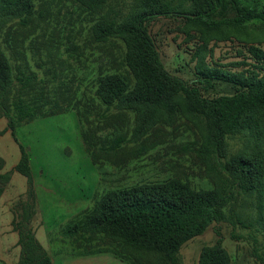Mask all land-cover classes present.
<instances>
[{
  "label": "rangeland",
  "instance_id": "374dc122",
  "mask_svg": "<svg viewBox=\"0 0 264 264\" xmlns=\"http://www.w3.org/2000/svg\"><path fill=\"white\" fill-rule=\"evenodd\" d=\"M154 1L167 12L156 14L148 22V30L170 73L195 83L200 60L208 67L236 73L255 69L251 47L264 51L263 22L254 20L240 27L221 25L209 29L184 17L182 12L192 7V0ZM34 2L35 11L26 23L20 17L0 22V47L9 58L14 78L12 92L4 101L8 109H13L18 94L20 70L36 75V83L28 88L31 90L26 96L28 100L38 98L44 108L55 105L60 108V114L33 120L16 130L17 139L31 156L37 183L58 191L67 189L70 194L89 195V209L109 189L151 182L179 179L197 190L222 184L228 187L227 181H223L227 173L213 163V155L207 151L206 121L186 111L182 100L177 101L172 113L157 112L142 125L144 109L118 103L107 106L98 95L99 82L107 75L127 76L131 90L138 83L128 65L127 42L117 35L98 39L96 26L111 19L125 21L133 13L143 11L152 0H107L100 5L85 0ZM168 3L169 9L165 6ZM16 51L21 57H17ZM235 90L232 84L218 80L202 93L215 97ZM6 127L4 108L0 106V184L5 186L11 181L15 171L11 168L21 154L19 144L6 132ZM118 139L119 147L115 148ZM257 141L264 153V133L260 136L244 129L228 136L227 156L221 162L234 156H251L257 149ZM87 147L93 156L86 152ZM41 169L44 175L40 177ZM15 174L18 186L27 183L24 175L17 171ZM234 195L225 208L232 219L213 223L203 234L186 242L179 252L181 264H198L202 248L219 239L217 230L221 232L230 264H262L255 255L257 249L264 255L258 200L243 192L235 191ZM26 198L28 201L27 194L14 202V218L22 219L19 205ZM262 203L264 215V200ZM63 209L47 208L50 213L37 232L55 260L66 255L57 254L55 250L59 249L76 252L119 248L104 233L80 230L76 239L63 238L59 227L71 218L62 213ZM35 220L37 225V216ZM47 228L55 230L52 244L45 232ZM233 233L238 237H233ZM139 258L145 264H153L155 260L149 254Z\"/></svg>",
  "mask_w": 264,
  "mask_h": 264
},
{
  "label": "trees",
  "instance_id": "16d2710c",
  "mask_svg": "<svg viewBox=\"0 0 264 264\" xmlns=\"http://www.w3.org/2000/svg\"><path fill=\"white\" fill-rule=\"evenodd\" d=\"M85 1L100 5L107 0ZM165 6L169 9V3ZM164 9V6L152 0L143 11L133 13L125 21L111 19L96 26L98 39L107 40L117 35L127 42L128 65L138 83L131 90L127 76L107 75L99 82L98 95L107 106L118 103L120 106L144 109L142 125L157 112L172 113L177 101L182 100L186 111L206 121V148L213 155V163L216 162L227 173L223 174L226 176L223 181H227L228 187L222 184L197 190L187 182L170 179L109 189L100 199H95L92 208L87 207L72 217L59 231L63 238L74 239L80 230L104 233L119 248L100 247L76 252L59 249L55 250L57 254L111 252L130 264H145L139 257L149 254L155 258L153 264H181L179 252L186 242L203 234L213 223L232 219L225 208L234 199L235 191L256 196L260 211L258 223L264 230V153L258 146L261 138L251 156L239 155L221 162L227 156L228 136L244 129L260 136L264 133V51L251 47L256 64H253L255 69L247 73L208 67L204 60H200L197 64L198 79L195 83H189L165 68L149 33L148 22L156 14L167 12ZM34 11V0H0V22H5L6 18L20 17L26 23ZM182 13L190 22L209 29L221 25L240 27L254 20L264 23V0H192V7ZM15 53L21 57L19 51ZM17 80L20 87L16 90L18 94L13 100V109L9 110L4 101L12 92L14 78L9 58L0 47V106L4 108L7 128L21 150L14 170L24 175L28 183L26 194L29 200L26 198L19 205L22 219L15 217L12 223L21 247L17 264H53L52 254L41 245L31 225L36 213L32 166L29 152L17 139L16 130L25 123L61 112L58 105L44 108L38 98L33 101L26 98L31 92L28 88L36 83L35 74L20 70ZM218 80L232 84L235 92L205 96L202 90L212 88ZM119 141L115 143V148L119 147ZM85 150L93 156L89 147ZM4 190L5 185L0 184V197ZM239 221L243 222L240 218ZM217 234L219 239L213 245L202 248L198 264H230L220 230H217ZM232 235L238 237L234 233ZM54 239L51 232V240ZM255 255L264 264V255L258 249Z\"/></svg>",
  "mask_w": 264,
  "mask_h": 264
},
{
  "label": "crops",
  "instance_id": "0c3cea01",
  "mask_svg": "<svg viewBox=\"0 0 264 264\" xmlns=\"http://www.w3.org/2000/svg\"><path fill=\"white\" fill-rule=\"evenodd\" d=\"M6 132L11 131L6 127ZM30 155V154H29ZM21 156V154H20ZM20 156L16 163L11 168L14 169L16 164L20 160ZM31 158V156H30ZM5 160V158L3 157ZM31 162V159H30ZM32 166V165H31ZM6 169V160L4 170ZM6 171V170H5ZM33 179H34V188L36 195V213L32 220V227L35 231V235L38 238L37 232L42 228V224H44L45 220H47V215L50 213V210L47 212V208L51 207H59L64 208L62 213H66L69 217H74L79 214L83 210H85L90 205L89 195L83 194L82 196L79 194H70L67 192V189H61L60 191L55 190L51 186L42 185L38 182V177L36 172H34L32 168ZM38 175H44V170L41 169L38 172ZM15 171L13 172L11 181L5 186V190L0 197V264H17L20 256H21V247L18 245V233L13 229L12 221L14 219V214L12 212V206L14 202H17L19 199L25 197V193L27 192L28 184H22L18 186L15 183ZM99 181V177L96 176ZM36 185L37 188L36 189ZM66 188H71L70 186H65ZM90 201V202H89ZM65 215V214H64ZM37 216L38 224H34L36 222L35 217ZM70 218V219H71ZM68 219V221L70 220ZM67 222V221H66ZM65 222V223H66ZM64 223V224H65ZM60 225L59 229L64 225ZM35 225V226H33ZM52 228L45 229V232L48 233L49 239L51 240V232L55 231ZM40 242V240H39ZM45 250L49 251L45 245L40 242ZM53 264H130L127 261L122 260L111 252H101L94 254H86V255H65L61 260H55L53 258Z\"/></svg>",
  "mask_w": 264,
  "mask_h": 264
}]
</instances>
